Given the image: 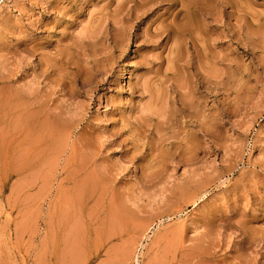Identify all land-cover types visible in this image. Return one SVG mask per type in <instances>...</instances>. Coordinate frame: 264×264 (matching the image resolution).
I'll use <instances>...</instances> for the list:
<instances>
[{
  "label": "rangeland",
  "instance_id": "obj_1",
  "mask_svg": "<svg viewBox=\"0 0 264 264\" xmlns=\"http://www.w3.org/2000/svg\"><path fill=\"white\" fill-rule=\"evenodd\" d=\"M0 264H264V0H0Z\"/></svg>",
  "mask_w": 264,
  "mask_h": 264
},
{
  "label": "bare ground",
  "instance_id": "obj_2",
  "mask_svg": "<svg viewBox=\"0 0 264 264\" xmlns=\"http://www.w3.org/2000/svg\"><path fill=\"white\" fill-rule=\"evenodd\" d=\"M47 128V127H46ZM60 143V142H59Z\"/></svg>",
  "mask_w": 264,
  "mask_h": 264
}]
</instances>
